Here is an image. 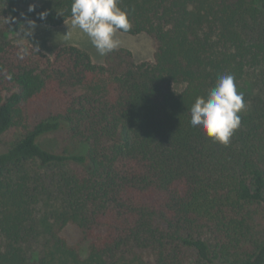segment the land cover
Returning a JSON list of instances; mask_svg holds the SVG:
<instances>
[{
	"label": "trees",
	"instance_id": "trees-1",
	"mask_svg": "<svg viewBox=\"0 0 264 264\" xmlns=\"http://www.w3.org/2000/svg\"><path fill=\"white\" fill-rule=\"evenodd\" d=\"M71 2L0 0V264H264V0H120L140 64L7 37ZM222 74L246 104L228 146L190 124Z\"/></svg>",
	"mask_w": 264,
	"mask_h": 264
},
{
	"label": "clouds",
	"instance_id": "clouds-1",
	"mask_svg": "<svg viewBox=\"0 0 264 264\" xmlns=\"http://www.w3.org/2000/svg\"><path fill=\"white\" fill-rule=\"evenodd\" d=\"M120 0H72L71 22L90 40L99 55L116 50L121 41L118 32L131 27L129 11L119 6ZM32 8L29 9L31 11ZM47 16L40 14L41 19ZM70 32L65 37H68ZM246 107L244 94L238 90L233 74H222L207 96H198L190 108V124L201 129L215 143L228 146L241 125V113Z\"/></svg>",
	"mask_w": 264,
	"mask_h": 264
},
{
	"label": "rangeland",
	"instance_id": "rangeland-1",
	"mask_svg": "<svg viewBox=\"0 0 264 264\" xmlns=\"http://www.w3.org/2000/svg\"><path fill=\"white\" fill-rule=\"evenodd\" d=\"M68 32H70V35L65 37ZM21 33L23 35L19 37L18 41L30 43L41 50H50L54 46L72 45L86 51L91 56L93 62L97 64L102 63L106 56L99 55L88 37L78 28L72 27L71 18L58 27L31 24L24 30L23 23H19L7 37H17ZM117 38L121 41L117 49L124 48L129 50L135 63L140 64L153 61L155 45L149 36L145 34L132 36L118 32ZM41 143L44 148L55 152L61 151L66 145L57 134L43 137ZM62 235L70 245H78L81 255L83 257L86 256L89 242L82 241L80 231L74 224L65 226Z\"/></svg>",
	"mask_w": 264,
	"mask_h": 264
}]
</instances>
